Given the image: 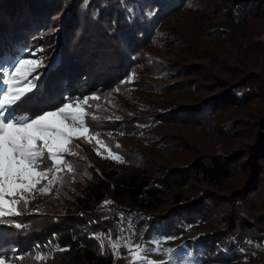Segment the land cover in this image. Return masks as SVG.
<instances>
[{
    "label": "trees",
    "instance_id": "trees-1",
    "mask_svg": "<svg viewBox=\"0 0 264 264\" xmlns=\"http://www.w3.org/2000/svg\"><path fill=\"white\" fill-rule=\"evenodd\" d=\"M184 10L215 12L213 27L225 31L264 21V0H0V60L43 50L39 87L18 115L53 110L63 97H98L85 109L88 139L71 141L72 170L60 171L55 191L35 211L21 204L22 215L0 218V257L111 264L107 235L131 228L143 238L181 236L200 264H264V41L250 40V53L231 63L153 53L162 23ZM164 38L172 48L175 34ZM136 91L163 99L136 110ZM193 129L223 150L194 146L184 133ZM116 134H144L171 154L155 159L116 144ZM95 139L122 160L95 154ZM35 244L47 248L43 259L32 255Z\"/></svg>",
    "mask_w": 264,
    "mask_h": 264
},
{
    "label": "rangeland",
    "instance_id": "rangeland-1",
    "mask_svg": "<svg viewBox=\"0 0 264 264\" xmlns=\"http://www.w3.org/2000/svg\"><path fill=\"white\" fill-rule=\"evenodd\" d=\"M215 2L216 5L226 2V0H211ZM188 10H184L175 15L169 16L162 23L163 31L157 37L159 40H165L164 36H172L175 34L176 38L172 41L166 42L173 44V47L167 49L164 45L159 43V40L151 48V51L160 56L166 58L178 57V54H185L187 57L193 58L194 60H201L202 62H209L212 58V62L224 61L226 63H231L238 60H243L244 55L250 53L253 49L250 44V40H261L264 41V21H256L253 27L246 25L242 29H233L229 31L218 29L221 27L222 23L216 27L215 24L221 21V18L216 15L215 12L204 14L200 17H192ZM193 18V19H191ZM197 21V24H193ZM223 22V21H222ZM217 31V32H216ZM174 33V34H173ZM191 44H190V43ZM165 43V42H164ZM39 47L30 49L25 55H7L0 60V67L9 68V70H14L10 66L15 65L19 59H36L40 61L39 54L36 50ZM23 52V51H22ZM25 52V51H24ZM29 52H36L35 56H29ZM262 64V63H261ZM6 75V73L0 74V76ZM31 79V77H30ZM153 81H158L159 77L152 76ZM3 80L0 79V88H3ZM139 96L134 97L130 107L141 110L144 105V101H151L155 104H160L162 101V96L158 93H147L143 91H136ZM87 96L89 98L96 97V95H82L80 98L73 99L76 103H84L83 98ZM115 98V93L108 92L107 100L110 101ZM89 101V99H88ZM78 126V125H77ZM190 142L201 149L208 150L210 152H221L223 150L222 145L215 141L213 137L201 134L196 130H185L184 132ZM81 134H76L78 138ZM83 136L88 139V134L83 133ZM80 139V138H78ZM149 137L140 134L132 135L130 137H123L116 134V144L125 145L127 147H133L135 149H141L148 153L151 157L155 159L164 158L169 156L171 153L169 150L163 146H157L148 141ZM98 139H95L96 145L93 146L92 150L95 154H98L97 147H100L99 155L106 156L112 160L118 161L111 158L113 155L120 156V154L110 149L104 147L103 143L97 145ZM228 146H233V143H229ZM76 154V153H75ZM85 159H90L87 155ZM120 161V160H119ZM50 167V165H49ZM60 173V172H59ZM59 173L55 171V168L47 174V179L43 180L37 188L31 192H25L23 195L27 199V209L31 211L36 210L35 204L45 197L51 195L57 186ZM40 189H45L41 191ZM50 189V190H48ZM108 199H105V201ZM124 231L122 235H115L114 238L107 235V245L111 253V264H151V262H156V264H163L169 260V252L167 249H172V257L174 261L179 262V264H200L198 259L193 255L189 247H186L181 236H151L150 238H143L137 236L133 231ZM169 237H173L169 239ZM101 243V242H100ZM102 244V243H101ZM48 245V244H46ZM139 245V248L136 246ZM262 248H258L257 259L264 263V238L262 241ZM44 246V245H43ZM157 246L161 249L160 251H154ZM37 250L32 251V255L36 256L45 255L47 248L41 245L37 247ZM135 254V255H134ZM142 257L143 259H140ZM2 258V257H0ZM5 264H13L8 260V258H3Z\"/></svg>",
    "mask_w": 264,
    "mask_h": 264
},
{
    "label": "snow or ice",
    "instance_id": "snow-or-ice-1",
    "mask_svg": "<svg viewBox=\"0 0 264 264\" xmlns=\"http://www.w3.org/2000/svg\"><path fill=\"white\" fill-rule=\"evenodd\" d=\"M35 55L36 52H29L30 57ZM42 67V61L31 58L19 59L10 66L14 70L0 67V74L6 73L0 76L4 84L0 88V218L22 215L17 208L21 204L26 207L28 202L23 193L36 189L53 168L57 173L64 168L71 171L72 165L65 158L71 155L69 150L74 147L71 141L76 134H81L78 138L86 139L83 133L89 132L86 120L89 113L85 110L89 106L87 96L83 98L84 103H76L72 97H63L53 110H42L34 116L17 114L19 105L38 89L36 81L41 77L37 71ZM100 144L102 141L98 140L97 145ZM97 152H100L99 146ZM111 158L122 160L116 155ZM136 247L139 248V245ZM152 250L161 249L157 246ZM167 251L169 260L163 264H179L173 260V250ZM0 264H5L3 258H0Z\"/></svg>",
    "mask_w": 264,
    "mask_h": 264
},
{
    "label": "built area",
    "instance_id": "built-area-1",
    "mask_svg": "<svg viewBox=\"0 0 264 264\" xmlns=\"http://www.w3.org/2000/svg\"><path fill=\"white\" fill-rule=\"evenodd\" d=\"M38 246H39L38 244H35V245L33 246V249H34V250H37V249H38V248H37ZM43 256H44V255H40V256H38V257L36 256V259H39V258H41V257H43Z\"/></svg>",
    "mask_w": 264,
    "mask_h": 264
}]
</instances>
